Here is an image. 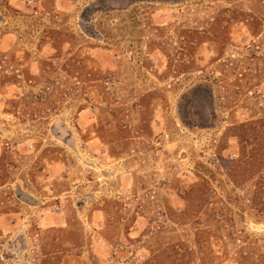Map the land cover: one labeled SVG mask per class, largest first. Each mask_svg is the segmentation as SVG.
Listing matches in <instances>:
<instances>
[{
  "label": "rangeland",
  "instance_id": "1",
  "mask_svg": "<svg viewBox=\"0 0 264 264\" xmlns=\"http://www.w3.org/2000/svg\"><path fill=\"white\" fill-rule=\"evenodd\" d=\"M242 262L264 0H0V264Z\"/></svg>",
  "mask_w": 264,
  "mask_h": 264
},
{
  "label": "built area",
  "instance_id": "2",
  "mask_svg": "<svg viewBox=\"0 0 264 264\" xmlns=\"http://www.w3.org/2000/svg\"><path fill=\"white\" fill-rule=\"evenodd\" d=\"M232 156H233V157H236V156H237V153L234 151V152L232 153ZM57 209H61V207L58 206Z\"/></svg>",
  "mask_w": 264,
  "mask_h": 264
},
{
  "label": "trees",
  "instance_id": "3",
  "mask_svg": "<svg viewBox=\"0 0 264 264\" xmlns=\"http://www.w3.org/2000/svg\"><path fill=\"white\" fill-rule=\"evenodd\" d=\"M255 47V46H254ZM255 48H253L252 50H254ZM242 264H245V262H242ZM247 264H249V263H247Z\"/></svg>",
  "mask_w": 264,
  "mask_h": 264
}]
</instances>
